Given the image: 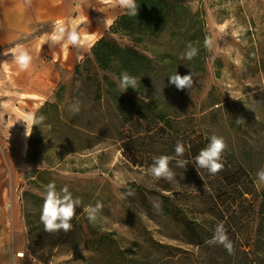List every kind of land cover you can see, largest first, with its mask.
<instances>
[{
	"label": "rangeland",
	"instance_id": "374dc122",
	"mask_svg": "<svg viewBox=\"0 0 264 264\" xmlns=\"http://www.w3.org/2000/svg\"><path fill=\"white\" fill-rule=\"evenodd\" d=\"M13 1L19 10L30 4L29 19L21 24L37 28L43 40L62 43V78L41 104L0 93V264H13L19 252L31 264H264V182L257 177L264 168V0H186L203 13L201 62L189 89L163 80L151 86L157 110L166 109L162 119L148 116L149 99L118 87L124 94L120 113L110 107L117 92L104 85L95 92L84 71L75 75L76 66L91 57L94 38L77 34L73 48L88 49L73 65L69 36L81 24L73 14L50 27L32 20L49 0ZM92 71L98 79H115L98 67ZM61 85V119L49 108L33 126L29 114L57 102ZM66 118L76 125L70 128ZM213 135L227 143L216 174L194 160ZM177 142L186 151L170 162L174 179L149 175L153 158L174 156ZM180 159L188 162L183 168L176 165ZM50 183L57 190L67 186L82 201L68 232H47L41 223ZM97 203L92 221L85 208ZM18 220L24 249L14 235ZM220 224L231 252L209 243Z\"/></svg>",
	"mask_w": 264,
	"mask_h": 264
},
{
	"label": "trees",
	"instance_id": "16d2710c",
	"mask_svg": "<svg viewBox=\"0 0 264 264\" xmlns=\"http://www.w3.org/2000/svg\"><path fill=\"white\" fill-rule=\"evenodd\" d=\"M135 2L137 15H130L125 8L124 13L114 20L108 32L93 44L91 57H87L82 64L76 66L75 75L81 78L84 71L85 83H88L95 92H99L103 85L108 90L117 92L118 96L110 99V107L124 113L121 100L124 94L118 85L121 72L127 71L137 78L135 90L132 88L127 90L149 99V102L144 103L149 109L148 116L151 119H162L166 109L157 110L159 107L150 92L151 86L160 80L170 84L168 78L176 72L181 75L197 72L206 35L203 13L201 10L192 11L186 0H135ZM114 35L125 41H118ZM189 44L198 50L191 60L185 57ZM93 67L111 74L115 79L106 75L98 79L97 73L92 71ZM166 67L171 68L168 73L165 71ZM64 89L65 86H59L54 93L57 102H46L37 111L36 117H40L45 109L52 108L55 117L60 120L63 113L59 106L63 100ZM128 100L131 98L128 97ZM134 104L135 101H132V108ZM65 120L70 128L76 125L70 119ZM31 145L30 141L29 161L34 159ZM261 197L264 201V189Z\"/></svg>",
	"mask_w": 264,
	"mask_h": 264
},
{
	"label": "crops",
	"instance_id": "0c3cea01",
	"mask_svg": "<svg viewBox=\"0 0 264 264\" xmlns=\"http://www.w3.org/2000/svg\"><path fill=\"white\" fill-rule=\"evenodd\" d=\"M21 4L24 6L23 1ZM19 6V1L0 0V93L22 96L17 100L31 98L41 104L50 98L61 81L62 43L54 39L43 40L37 28L31 29L29 25L21 24L29 19L30 4L26 5L28 11L24 8L19 10ZM62 7H65V13ZM124 9L119 0H49L42 5L41 10L34 11L35 17L32 20L33 23H48L50 27H54L61 19L67 20L73 14V20L81 23L77 34L93 36L95 42ZM16 44L23 46L32 57L27 69H21L11 53L4 55L7 50L15 49ZM71 45L68 59L75 65L85 56L88 47H79L77 50L73 48L74 43L71 42ZM13 229L24 249L22 222L18 220L13 223ZM11 262L31 264L20 252Z\"/></svg>",
	"mask_w": 264,
	"mask_h": 264
},
{
	"label": "clouds",
	"instance_id": "9594fccd",
	"mask_svg": "<svg viewBox=\"0 0 264 264\" xmlns=\"http://www.w3.org/2000/svg\"><path fill=\"white\" fill-rule=\"evenodd\" d=\"M121 6L126 8L130 15H137V5L135 0H119ZM69 40L72 43L78 41V35L73 31ZM188 51L185 53V57L188 60L193 59L197 54V49L191 44L187 46ZM9 53L13 56L16 63L19 64L21 69H27L31 64L32 57L21 45H17L15 49L7 50L4 53L7 56ZM8 62H4L7 64ZM171 85H174L177 90H185L191 88L193 84L192 74L181 75L178 72L171 75L168 78ZM137 85V78L132 76L127 71L121 72L119 76L118 87L123 89L124 92L132 88L135 90ZM75 107V106H73ZM78 111V108H76ZM32 120L33 126L42 122L45 118L43 116L36 117L33 114H29ZM243 120V119H238ZM26 135L27 132H26ZM227 148L225 139L221 136L213 135L210 138L208 145L201 149L199 154L194 157L195 163L198 167L207 169L210 173L216 174L222 170L223 164L221 163V157L224 150ZM186 151L185 145L182 142H177L174 149V156L161 155L153 158L151 166L147 169L149 175L156 179H165L171 181L175 177V173L170 168V162L176 157H182ZM187 161L180 159L176 160L178 167H185ZM257 177L260 182H264V168L257 172ZM82 203L79 197H73V194L65 186L60 190H57L55 183L46 185V194L44 198L43 208L40 216L41 223L44 225V229L47 232H55L63 230L68 232L72 229L71 220L76 215V208ZM101 205L97 203L95 207L88 206L85 211L89 213V219L95 221L96 213L100 209ZM212 244L223 245L229 252L233 250V244L230 241L223 224L217 226L212 240L209 241Z\"/></svg>",
	"mask_w": 264,
	"mask_h": 264
},
{
	"label": "bare ground",
	"instance_id": "6f19581e",
	"mask_svg": "<svg viewBox=\"0 0 264 264\" xmlns=\"http://www.w3.org/2000/svg\"><path fill=\"white\" fill-rule=\"evenodd\" d=\"M94 43H95V42H94ZM94 43H93V44H94ZM93 44H92V45H93Z\"/></svg>",
	"mask_w": 264,
	"mask_h": 264
}]
</instances>
